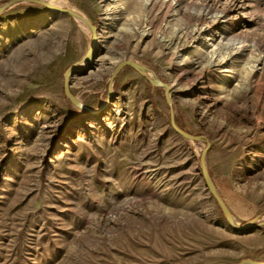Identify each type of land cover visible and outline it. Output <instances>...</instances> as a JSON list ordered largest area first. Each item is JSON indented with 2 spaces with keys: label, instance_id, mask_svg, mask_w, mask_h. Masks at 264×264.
Instances as JSON below:
<instances>
[{
  "label": "rangeland",
  "instance_id": "rangeland-1",
  "mask_svg": "<svg viewBox=\"0 0 264 264\" xmlns=\"http://www.w3.org/2000/svg\"><path fill=\"white\" fill-rule=\"evenodd\" d=\"M13 0H0V7ZM18 0L0 12V264L264 262V0ZM109 14H106V9ZM135 61L170 86L152 85ZM173 119L190 139L177 133ZM209 141V146L207 141Z\"/></svg>",
  "mask_w": 264,
  "mask_h": 264
},
{
  "label": "water",
  "instance_id": "water-1",
  "mask_svg": "<svg viewBox=\"0 0 264 264\" xmlns=\"http://www.w3.org/2000/svg\"><path fill=\"white\" fill-rule=\"evenodd\" d=\"M15 1H18V0L10 1L7 4H5L4 6H1L0 7V12L6 6H8L9 4H11L12 2H15ZM25 1L40 3V4L44 5L45 7L49 8V9H51L53 11H56V12H64V13L73 15L74 17H78L79 19H81L83 22L87 23V25H89L92 28V30H93V33H92V42L94 41L95 36H96V33H97V27L89 19H87L85 16L79 14L75 10H73L71 8L64 7V6H55V5L51 4L49 1H47V0H25ZM86 55H85V57H86ZM78 63L72 65L66 71L65 78H64V88H65V91H66L68 97L71 99V101L73 103H75V104H78L79 101L71 93V90H70V77L73 76L75 73L79 72L82 69V67H79ZM126 66H131L134 69H136L139 73H141L142 75L146 76L147 79H148V81L152 85L159 86V87H163L164 90H165V96H166V99H167L168 103L170 105L172 104V99H171L170 93H169V91H170L169 84L168 83H165V82H163L161 80H157V79H154V78L150 77L143 70H141L139 68L138 64L135 61H133V60L123 59L120 63H118L115 66V68L113 69V71L111 73L110 79H109L110 85L113 83V81H114L115 77L117 76V74L124 67H126ZM171 114H172L171 123H172V126H173L174 130L177 133H179L180 135L185 136L187 138H190V139H197L198 138L196 135H193V134H191V133L183 130L181 127H179L176 124L175 120L173 119V111L171 112ZM206 141H207V144L209 146V144H210L209 141L208 140H206ZM207 149L208 148L206 147L202 151L201 157H200V164H201L202 175H203L204 181H205V183H206V185L208 187L209 192L211 193V195L213 196V198L215 199V201L222 207V209L224 211V215H225L226 220L235 229H249L251 227L263 225L264 224V221L261 222V223H258V224L255 223V220H250V221H247V222L242 223V224L236 223L234 221L233 216H232V214H231V212H230L227 204L225 203V201L223 200V198L217 192V189H216V187L214 185V182H213V180L211 178V175L209 173V170L207 168V164H206V153H207ZM251 263L264 264V262H259V261L250 260V259H247V260H244V261L240 262V264H251Z\"/></svg>",
  "mask_w": 264,
  "mask_h": 264
},
{
  "label": "bare ground",
  "instance_id": "bare-ground-1",
  "mask_svg": "<svg viewBox=\"0 0 264 264\" xmlns=\"http://www.w3.org/2000/svg\"><path fill=\"white\" fill-rule=\"evenodd\" d=\"M47 1H49L51 4H53V5H55V6H63V4L60 2V1H58V0H47ZM73 10H75L76 12H78L76 9H74V8H72ZM109 9L110 8H107L106 9V14L108 15L109 14ZM79 13V12H78ZM80 14V13H79ZM82 15V14H81ZM77 19H79L78 17H76ZM80 21H81V23L82 24H84L85 26H86V28L90 31V33L92 34L93 33V30H92V28L89 26V25H87V23H85V22H83L81 19H79ZM95 41H93V42H91L90 43V45H89V50H88V53H87V55H86V57L84 58V59H82L79 63H78V65H79V67H84V66H86L87 65V63H88V60H90V58L92 57V55H93V52H94V49H95ZM141 70H143L147 75H149L150 77H152V74L149 72V71H147L146 69H144V68H141V67H139ZM153 78V77H152ZM155 79V78H154ZM78 100V99H77ZM79 101V103L78 104H76V106H78V107H85L86 108V106L80 101V100H78ZM251 264H256V263H251Z\"/></svg>",
  "mask_w": 264,
  "mask_h": 264
}]
</instances>
